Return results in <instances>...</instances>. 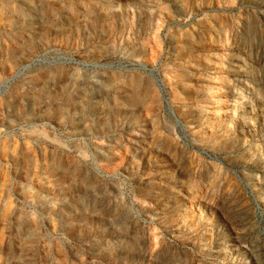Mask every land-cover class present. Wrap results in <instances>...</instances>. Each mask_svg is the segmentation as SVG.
<instances>
[{
	"label": "rangeland",
	"instance_id": "374dc122",
	"mask_svg": "<svg viewBox=\"0 0 264 264\" xmlns=\"http://www.w3.org/2000/svg\"><path fill=\"white\" fill-rule=\"evenodd\" d=\"M0 264H264V0H0Z\"/></svg>",
	"mask_w": 264,
	"mask_h": 264
}]
</instances>
